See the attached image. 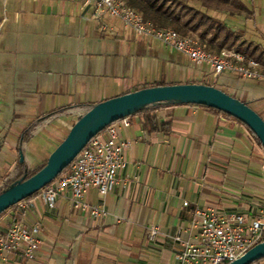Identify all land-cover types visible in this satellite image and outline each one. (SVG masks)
<instances>
[{
  "label": "crops",
  "instance_id": "crops-1",
  "mask_svg": "<svg viewBox=\"0 0 264 264\" xmlns=\"http://www.w3.org/2000/svg\"><path fill=\"white\" fill-rule=\"evenodd\" d=\"M242 2L251 11L243 40L264 50V0ZM204 66L109 13L96 16L84 0H0V189L22 150L30 167L36 153H51L33 143L39 131L60 143L93 105L158 81L202 82ZM245 80L252 84L239 99L264 118V79ZM144 109L119 123L130 142L119 183L106 196L92 188L85 197L106 214L75 209L70 193L51 212L37 195L22 216L39 220L36 258L2 253L0 264H174L177 230L198 237L197 207L252 213L261 206L264 149L244 124L194 103ZM13 215L0 221V235Z\"/></svg>",
  "mask_w": 264,
  "mask_h": 264
},
{
  "label": "built area",
  "instance_id": "built-area-1",
  "mask_svg": "<svg viewBox=\"0 0 264 264\" xmlns=\"http://www.w3.org/2000/svg\"><path fill=\"white\" fill-rule=\"evenodd\" d=\"M84 2L93 7L96 16L109 13L121 19L136 35L157 39L185 54L198 66H210L211 72L202 78V82L215 84L216 78L226 72L243 79H264L262 61L235 48L208 49L195 34L183 35L173 27L159 26L145 19L126 0ZM119 123L129 125V116L107 125L81 150L67 171L40 190L38 195L47 210L54 212L60 199L70 193L75 209L94 215L106 214L104 207L91 205L85 197L92 188L106 196L120 181L119 173L126 166L125 151L130 142L120 137ZM261 203L260 207L253 206L252 213H225L197 207L192 225L197 227L198 237L186 239L183 228L177 230L173 236L177 245L174 264H229L241 257L264 238V199ZM34 205L30 198L19 202L13 209L12 222L0 235V254L21 252L29 259L36 258L42 243L39 220L27 223L22 218ZM184 205L188 206L189 202ZM155 234L156 229H150L149 235L153 237Z\"/></svg>",
  "mask_w": 264,
  "mask_h": 264
},
{
  "label": "water",
  "instance_id": "water-1",
  "mask_svg": "<svg viewBox=\"0 0 264 264\" xmlns=\"http://www.w3.org/2000/svg\"><path fill=\"white\" fill-rule=\"evenodd\" d=\"M163 102L194 103L222 110L245 123L264 147L263 116L245 101L217 86L206 83H172L143 87L105 99L84 112L48 155L44 167L0 192V214L52 182L107 125ZM23 159L24 155H21V161ZM263 258L264 241H261L229 264H252Z\"/></svg>",
  "mask_w": 264,
  "mask_h": 264
},
{
  "label": "trees",
  "instance_id": "trees-1",
  "mask_svg": "<svg viewBox=\"0 0 264 264\" xmlns=\"http://www.w3.org/2000/svg\"><path fill=\"white\" fill-rule=\"evenodd\" d=\"M126 1L129 5L134 7L141 14H143L145 19L150 20L158 24L159 26L173 27L183 35L196 34L200 38V40L206 44L208 49L220 50L222 47L225 46L230 48H235L264 63V50H262L258 45H254L245 40H242V34L240 32L232 29L230 26L227 25L226 22L221 20L219 17L209 13V9H214L218 12L228 13L231 16H242V15L251 14L250 9L242 2V0H126ZM186 83H205V82H186ZM167 84L169 83L165 81H158L154 85H167ZM206 84L211 85L210 83H206ZM245 102L249 104V102L247 101ZM203 106H206L214 111L222 113L233 119H236L240 123L244 124L251 132L254 139L263 147L260 139L245 123H243L236 117H233L232 115L222 110L207 105H203ZM142 110L145 109H141L140 111ZM24 140H27L26 136ZM21 153L22 155H24L23 150ZM46 162H47V158L42 162L38 163L37 165L30 167L26 163L25 158L22 161L20 158L16 174L5 181L4 185L0 189V192L8 189L12 184L16 183L19 180L29 178L37 171H39L42 167H44ZM68 168L69 167H67L63 172L67 171ZM39 192L40 191L35 192L27 199L37 196ZM16 207L17 204L10 207L2 214H0V221L3 219L5 214H7ZM262 241H264V238ZM261 260H258L252 264H258Z\"/></svg>",
  "mask_w": 264,
  "mask_h": 264
},
{
  "label": "rangeland",
  "instance_id": "rangeland-1",
  "mask_svg": "<svg viewBox=\"0 0 264 264\" xmlns=\"http://www.w3.org/2000/svg\"><path fill=\"white\" fill-rule=\"evenodd\" d=\"M209 13L219 17L221 20H223L224 22L228 23L230 25V27L233 28L235 31H237V29H240V31H239L240 33L242 32V34H243V30L246 32V24H245V22L247 20V16L246 15H243L244 18L241 17V19L238 20L237 18L232 17L228 13L218 12V11H216L214 9H209ZM243 39H245V37H242V40ZM173 53L175 55L177 54L176 52H173ZM204 69H205V71H207L206 74L211 72L210 66H208L206 64L204 66ZM233 75L234 74L229 73V72H227L226 74L223 73V74L219 75L216 78V82H215L214 85L224 89L229 94L239 98V92L241 90H244V89L248 88L249 85L252 84V81L251 80H245V79H242V78L237 79ZM228 86H230V87H228ZM65 135H67V134L63 133V136H65ZM33 143L36 144L39 147L47 146V148L42 149L47 154L50 151V149L53 150L59 144V142H57L55 139H53L46 130L39 131L36 134V137L33 139ZM50 145H53L54 148L52 146H50ZM35 156H36V158H33L31 160V165L32 166H35L40 161L45 160L44 156H42L39 153H36ZM16 172H17V170H15L10 177H13L16 174ZM258 264H264V259H262Z\"/></svg>",
  "mask_w": 264,
  "mask_h": 264
}]
</instances>
